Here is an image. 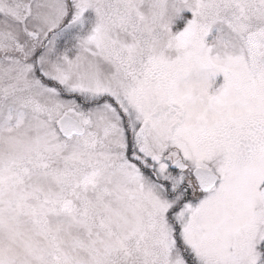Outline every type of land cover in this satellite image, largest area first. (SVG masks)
I'll return each instance as SVG.
<instances>
[{
    "label": "snow or ice",
    "instance_id": "6c2138e0",
    "mask_svg": "<svg viewBox=\"0 0 264 264\" xmlns=\"http://www.w3.org/2000/svg\"><path fill=\"white\" fill-rule=\"evenodd\" d=\"M0 264H264V0H0Z\"/></svg>",
    "mask_w": 264,
    "mask_h": 264
}]
</instances>
